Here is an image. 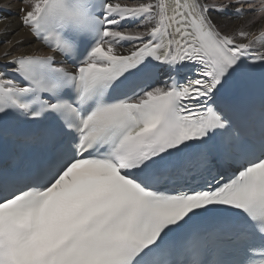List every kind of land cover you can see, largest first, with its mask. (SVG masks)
Wrapping results in <instances>:
<instances>
[{
  "label": "snow or ice",
  "instance_id": "1",
  "mask_svg": "<svg viewBox=\"0 0 264 264\" xmlns=\"http://www.w3.org/2000/svg\"><path fill=\"white\" fill-rule=\"evenodd\" d=\"M243 2L21 0L40 47L0 53V264H264V27L212 15L264 22Z\"/></svg>",
  "mask_w": 264,
  "mask_h": 264
},
{
  "label": "bare ground",
  "instance_id": "2",
  "mask_svg": "<svg viewBox=\"0 0 264 264\" xmlns=\"http://www.w3.org/2000/svg\"><path fill=\"white\" fill-rule=\"evenodd\" d=\"M212 1V0H211ZM0 6L5 8L7 11H0L1 18L7 19H0V31H2L5 26L7 25L9 28V32L6 35H0V53H3L5 48L8 46L5 42L12 40L15 41L20 37H26V41L24 44L19 46L18 48L14 49L12 54H18L20 52H28L33 51L37 47H40L38 41L32 39L27 30L23 29L19 26V9L21 6V0H0ZM250 14L245 15L243 18H231L227 17H220L214 16V20L217 22L218 26L221 28L222 31L228 32L242 24L244 21L248 20ZM253 21V20H251ZM258 21H253V24L245 25L251 31H257L258 28ZM144 29L141 28L139 31H143ZM42 51H47L45 48H41ZM4 66L0 63V69H3Z\"/></svg>",
  "mask_w": 264,
  "mask_h": 264
},
{
  "label": "rangeland",
  "instance_id": "3",
  "mask_svg": "<svg viewBox=\"0 0 264 264\" xmlns=\"http://www.w3.org/2000/svg\"><path fill=\"white\" fill-rule=\"evenodd\" d=\"M212 1H217V2H221L222 4L223 3H230L231 2V0H212ZM221 3H218V4H221ZM2 11V10H1ZM247 15V14H246ZM259 13H257V14H250L249 16V18H248V20H246V21H244L242 24H244V26L245 25H247L248 24V22L249 21H251V20H253V17H256L257 19H256V21H258V28H261V27H264V22H261L260 20H259Z\"/></svg>",
  "mask_w": 264,
  "mask_h": 264
}]
</instances>
